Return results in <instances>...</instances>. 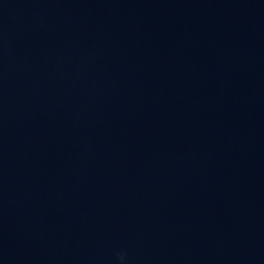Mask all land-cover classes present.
Instances as JSON below:
<instances>
[{
  "label": "clouds",
  "instance_id": "obj_1",
  "mask_svg": "<svg viewBox=\"0 0 264 264\" xmlns=\"http://www.w3.org/2000/svg\"><path fill=\"white\" fill-rule=\"evenodd\" d=\"M118 256H119V258H120L121 260H123V255H121V254L118 253Z\"/></svg>",
  "mask_w": 264,
  "mask_h": 264
}]
</instances>
